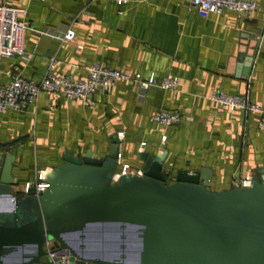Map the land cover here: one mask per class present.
<instances>
[{"label":"crops","instance_id":"1","mask_svg":"<svg viewBox=\"0 0 264 264\" xmlns=\"http://www.w3.org/2000/svg\"><path fill=\"white\" fill-rule=\"evenodd\" d=\"M3 2L26 9L28 29L25 56L0 61V86L16 75L39 80L51 58L55 73L76 78H84L95 62L129 75L97 90L91 103L41 91L26 110L0 112V149L15 157L14 191L24 192L26 182L62 163L66 154L90 150L103 157L114 136L118 169L127 164V172L140 174L139 153L154 154L161 158L167 183L179 170L204 172L210 190L264 175V129L258 117L209 99L222 90L264 103L261 2L250 13L225 9L205 17L186 0ZM67 30L64 39L54 36ZM135 73L143 80L171 75L179 84L168 90L150 86L140 95L131 78ZM160 108L177 112L179 121L158 125L152 115Z\"/></svg>","mask_w":264,"mask_h":264},{"label":"water","instance_id":"2","mask_svg":"<svg viewBox=\"0 0 264 264\" xmlns=\"http://www.w3.org/2000/svg\"><path fill=\"white\" fill-rule=\"evenodd\" d=\"M9 151L0 149V264H51L46 239L67 264H264L263 174L223 190L208 189L202 171L167 183L161 158L139 153L140 174L115 176L114 136L103 157L66 154L36 195L13 190Z\"/></svg>","mask_w":264,"mask_h":264},{"label":"built area","instance_id":"3","mask_svg":"<svg viewBox=\"0 0 264 264\" xmlns=\"http://www.w3.org/2000/svg\"><path fill=\"white\" fill-rule=\"evenodd\" d=\"M118 2H127L128 0H115ZM150 2L152 0H139ZM189 5L196 9L200 16H207L209 13H222L225 9L239 13H250L255 11L259 2L264 7V0H186ZM26 9L0 3V61L5 57L14 55L25 56L24 44L25 33L28 24L24 18ZM69 30L62 34L54 35L60 39L68 36ZM55 60H49L48 68L45 75L39 80L16 75L8 83L0 86V112L6 113L10 110L24 111L30 105L36 102L38 94L46 91L50 95H60L70 99H80L87 103H91L93 94L101 89L107 90L111 88L117 80L129 78V75L116 68H111L103 63L95 62L87 67V75L84 78H76L72 75L58 74L54 72ZM1 74V68H0ZM140 95L150 86H157L162 89H176L178 79L175 76L167 75L157 80L153 76L146 80L141 79L139 73H135L131 77ZM209 99L218 106H224L231 110L240 109L244 114L252 113L258 117V125L264 129V103L252 102L247 94L238 96L231 95L222 90L213 91ZM152 119L161 126H168L177 123L180 116L177 112L167 110L165 108L158 109ZM119 136L123 132L118 133ZM164 139V136L162 137ZM141 142V145H144ZM119 157V153H118ZM129 169L127 164H122L116 170L115 176L125 173ZM44 175L38 172L34 182H26L23 191L26 193L30 187H35V194L48 187V183L44 181ZM249 183L248 179L235 181L236 187H244ZM46 257L51 264H67L68 257L64 249L53 246V241L46 239L44 242Z\"/></svg>","mask_w":264,"mask_h":264},{"label":"rangeland","instance_id":"4","mask_svg":"<svg viewBox=\"0 0 264 264\" xmlns=\"http://www.w3.org/2000/svg\"><path fill=\"white\" fill-rule=\"evenodd\" d=\"M48 259V258H47ZM46 258H45V261L47 260Z\"/></svg>","mask_w":264,"mask_h":264}]
</instances>
